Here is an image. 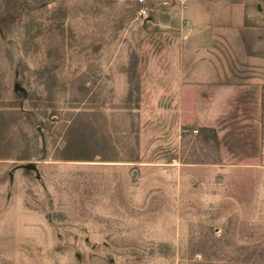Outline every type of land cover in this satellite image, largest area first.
<instances>
[{"label":"rangeland","instance_id":"obj_1","mask_svg":"<svg viewBox=\"0 0 264 264\" xmlns=\"http://www.w3.org/2000/svg\"><path fill=\"white\" fill-rule=\"evenodd\" d=\"M158 3L0 0V264H264V130L189 127Z\"/></svg>","mask_w":264,"mask_h":264},{"label":"crops","instance_id":"obj_2","mask_svg":"<svg viewBox=\"0 0 264 264\" xmlns=\"http://www.w3.org/2000/svg\"><path fill=\"white\" fill-rule=\"evenodd\" d=\"M158 1L156 14L148 20L169 41L157 49L162 55L166 52L167 60L152 71L164 75L168 89L179 96L174 105H179L181 115L184 110L189 127L224 132L228 123L252 120L254 135L257 125L264 130V78L256 66L258 59L252 65L245 49L249 30L245 4L180 0L174 6L171 0Z\"/></svg>","mask_w":264,"mask_h":264},{"label":"built area","instance_id":"obj_3","mask_svg":"<svg viewBox=\"0 0 264 264\" xmlns=\"http://www.w3.org/2000/svg\"><path fill=\"white\" fill-rule=\"evenodd\" d=\"M146 13V9H142L140 14H145Z\"/></svg>","mask_w":264,"mask_h":264}]
</instances>
